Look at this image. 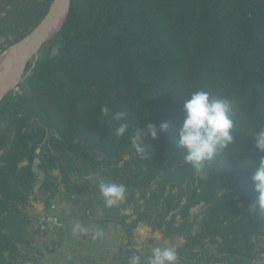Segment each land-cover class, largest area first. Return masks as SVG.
Masks as SVG:
<instances>
[{
	"label": "trees",
	"instance_id": "16d2710c",
	"mask_svg": "<svg viewBox=\"0 0 264 264\" xmlns=\"http://www.w3.org/2000/svg\"><path fill=\"white\" fill-rule=\"evenodd\" d=\"M3 1L9 8L0 24L12 43L50 4ZM57 42L25 83L48 131L22 116L0 128V264H21L32 252L25 209L38 172L42 189L55 188L52 169L64 180L83 179L107 220L129 236L145 223L184 237L180 250L189 259L212 245V264H255L244 245L264 238V220L249 212L258 195L252 176L264 157L251 136L264 129V0H72ZM196 91L231 100L237 121L225 165L221 157L203 171L179 147L184 103ZM7 104L5 97L1 113ZM117 112L126 113L124 121L113 119ZM122 122L129 129L117 137ZM164 122L169 130L146 137L142 158L131 141L135 129ZM107 182L127 189L111 208L99 190ZM200 203L206 211L193 234L190 211ZM129 205L137 207L130 223L122 214Z\"/></svg>",
	"mask_w": 264,
	"mask_h": 264
},
{
	"label": "rangeland",
	"instance_id": "374dc122",
	"mask_svg": "<svg viewBox=\"0 0 264 264\" xmlns=\"http://www.w3.org/2000/svg\"><path fill=\"white\" fill-rule=\"evenodd\" d=\"M6 8L9 7H6L4 1L0 0V17L6 15ZM58 33L47 41L30 60L21 83L6 96L8 104L6 111L0 112V128L12 127L18 116H22L25 121L48 131L45 115L32 100L25 83L32 75L37 63L57 52ZM13 40V36H8L1 26L0 60L5 59L6 54L16 43H12ZM4 59L1 60V64ZM21 98L24 99L22 106ZM11 133L13 135L14 131ZM4 152L5 150L1 151V153ZM25 164L27 161L21 162V165ZM38 173L35 188L29 196L25 209L32 220L31 232L33 234L30 237L33 249L21 264H127V258L133 254H140L142 258H147L151 254V249L156 246L175 248L179 264H212V255L215 253L214 246L208 245L204 250L199 251L198 256L189 259L188 255L183 254L180 250L185 243L184 237H167L161 231L153 230L145 223L139 224L147 226V230H143V226L142 229H139L138 224L129 236L121 224L107 220L101 206L92 199L87 189V183L83 179L73 175L64 180L58 169H52L49 175L52 177L51 180L54 182L55 188L46 191L41 188L45 176L42 172ZM91 176L95 177L93 174ZM45 199L49 200V205L45 204ZM122 202L124 200L117 205ZM136 208L134 205H129L122 210V214L128 217V223L135 218ZM205 211L204 203L191 209L189 222L193 234L199 231ZM76 223L84 224L90 229H102L103 235L94 239L92 231L87 234L74 233L72 229ZM151 230L155 231L157 235H153ZM244 248L252 253L255 264H264V238H253L251 242L244 245ZM197 250L199 249L197 248Z\"/></svg>",
	"mask_w": 264,
	"mask_h": 264
},
{
	"label": "clouds",
	"instance_id": "9594fccd",
	"mask_svg": "<svg viewBox=\"0 0 264 264\" xmlns=\"http://www.w3.org/2000/svg\"><path fill=\"white\" fill-rule=\"evenodd\" d=\"M183 111L185 118L179 130V147L184 149L183 160L197 171L211 168L218 163V158L223 157V165L227 158L229 145L234 143L232 130L237 126L236 112L231 100L206 91H196L185 100ZM126 113L117 112L113 119L117 122L124 121ZM169 123H147L146 127L135 129L131 136L136 152L143 158L146 154L145 139L151 136L157 139L161 132H167ZM129 129L127 122L119 123L115 127L117 137L124 136ZM256 141V148L264 153V129L252 134ZM224 167V166H223ZM254 191L258 194L255 201L249 205V212L258 220H264V157H261L259 166L252 176ZM100 195L106 207L111 208L123 201L126 197V186L114 182L101 183ZM74 233L87 234L92 231L93 238L103 235V230L90 229L88 226L76 223L73 225ZM127 264H179L178 253L173 247L156 246L151 249L147 258L133 254L127 258Z\"/></svg>",
	"mask_w": 264,
	"mask_h": 264
},
{
	"label": "water",
	"instance_id": "95a60500",
	"mask_svg": "<svg viewBox=\"0 0 264 264\" xmlns=\"http://www.w3.org/2000/svg\"><path fill=\"white\" fill-rule=\"evenodd\" d=\"M72 0H52L41 20L11 47L0 68V102L22 81L30 60L62 29Z\"/></svg>",
	"mask_w": 264,
	"mask_h": 264
},
{
	"label": "crops",
	"instance_id": "0c3cea01",
	"mask_svg": "<svg viewBox=\"0 0 264 264\" xmlns=\"http://www.w3.org/2000/svg\"><path fill=\"white\" fill-rule=\"evenodd\" d=\"M142 226H143V230H147L148 227H147V226L144 227V225H141V224H139L138 228H139V229H142ZM144 228H145V229H144ZM151 232H153V235H155V236L157 235L155 231H152V230H151Z\"/></svg>",
	"mask_w": 264,
	"mask_h": 264
},
{
	"label": "bare ground",
	"instance_id": "6f19581e",
	"mask_svg": "<svg viewBox=\"0 0 264 264\" xmlns=\"http://www.w3.org/2000/svg\"><path fill=\"white\" fill-rule=\"evenodd\" d=\"M8 51H9V50H8ZM6 55H7V54H6ZM6 55H4V56H6ZM2 59H4V58H2ZM2 59H1V60H2ZM1 60H0V62H1ZM0 64H1V63H0ZM1 65H2V64H1Z\"/></svg>",
	"mask_w": 264,
	"mask_h": 264
}]
</instances>
